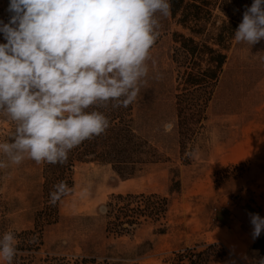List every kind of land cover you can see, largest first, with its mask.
Segmentation results:
<instances>
[{"label":"rangeland","instance_id":"rangeland-1","mask_svg":"<svg viewBox=\"0 0 264 264\" xmlns=\"http://www.w3.org/2000/svg\"><path fill=\"white\" fill-rule=\"evenodd\" d=\"M7 9L0 0V20L5 23ZM212 14L217 26L226 19L217 10ZM175 32L191 36L178 23L163 33L150 50L155 67L134 108L138 132L157 147L162 161L129 178L108 164H77L73 191L60 201L58 221L45 225L39 249L19 251L20 263L46 264L47 257H65L71 264L83 259L88 260L83 264H183V254L190 259L191 253L215 243L212 234H202L219 225L218 214L233 211L243 198L259 207L264 195V39L252 46L234 38L227 41L229 58L206 118L195 135L183 138L182 147L176 94L184 68ZM14 128L15 122L0 114V143ZM188 152L194 156L189 158ZM43 167L26 158L0 170V236L34 228L44 201ZM175 180L179 185L170 192ZM119 193L167 196L169 208L160 222L142 218L130 233L116 236L106 231V210ZM217 244L214 255L225 257L211 264L228 256L226 246ZM0 264H5L2 258Z\"/></svg>","mask_w":264,"mask_h":264},{"label":"clouds","instance_id":"clouds-1","mask_svg":"<svg viewBox=\"0 0 264 264\" xmlns=\"http://www.w3.org/2000/svg\"><path fill=\"white\" fill-rule=\"evenodd\" d=\"M171 7V0H10V19L0 20V114L15 128L0 143V170L26 158L64 164L71 150L106 134L110 120L98 109L137 101ZM234 39L250 46L264 39V0L246 7ZM72 191L58 182L49 204ZM248 215L255 240L264 232V217ZM17 244L14 231L0 236L5 264H14Z\"/></svg>","mask_w":264,"mask_h":264},{"label":"trees","instance_id":"trees-1","mask_svg":"<svg viewBox=\"0 0 264 264\" xmlns=\"http://www.w3.org/2000/svg\"><path fill=\"white\" fill-rule=\"evenodd\" d=\"M6 7L10 0H5ZM253 0H171V15L162 19L161 35L178 23L189 29L191 36L175 32L174 41L177 47L180 65L184 68L179 77V93L176 94L177 114L179 118V133L181 145L183 138L190 139L197 133L198 125L206 118V109L212 100L225 65L228 61L230 45L227 41L234 38L235 31L242 22L246 7ZM213 10L226 17L221 25L212 21ZM11 13L7 16V22ZM217 27V28H216ZM216 31V33H214ZM160 37L156 41L158 43ZM0 33V43H4ZM155 43V45H156ZM154 45V46H155ZM135 103L129 107L100 108L110 120V128L106 134L84 141L71 150L64 164L44 163L43 167V207L38 210L35 226L32 230L16 233L18 254L14 264L20 263V252L28 248L36 249L43 245V230L45 225L56 223L60 216L59 203L49 204L50 192L54 185L65 181L70 188L74 185L73 173L77 164L96 162L111 165L122 177H134L144 167L153 162L162 161V157L152 143L143 137L135 125ZM94 110L90 108L89 111ZM179 181H173L170 192L175 191ZM169 208V198L160 194H116L108 203L106 231L116 236L130 233L141 224L142 218L160 222ZM161 229L160 233H164ZM217 243L206 249L191 253L192 264H211L222 260L225 254L214 255ZM253 248L264 254V232L255 239ZM20 251V252H19ZM83 259L74 264H83ZM32 264V263H28ZM46 264H71L63 258L47 257Z\"/></svg>","mask_w":264,"mask_h":264},{"label":"crops","instance_id":"crops-1","mask_svg":"<svg viewBox=\"0 0 264 264\" xmlns=\"http://www.w3.org/2000/svg\"><path fill=\"white\" fill-rule=\"evenodd\" d=\"M259 201L258 207L256 201L243 198L241 205L233 211L218 214L219 225L202 234L205 237L210 233L215 237L213 242L226 246L228 256L218 264H256L260 257H264L259 249L253 248L255 240L248 215L259 213L264 217V195L259 197Z\"/></svg>","mask_w":264,"mask_h":264},{"label":"built area","instance_id":"built-area-1","mask_svg":"<svg viewBox=\"0 0 264 264\" xmlns=\"http://www.w3.org/2000/svg\"><path fill=\"white\" fill-rule=\"evenodd\" d=\"M191 262V258L189 259L185 254H183V264H189Z\"/></svg>","mask_w":264,"mask_h":264}]
</instances>
